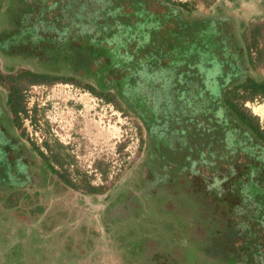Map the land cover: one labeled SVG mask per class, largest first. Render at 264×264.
<instances>
[{"label": "flooded vegetation", "instance_id": "flooded-vegetation-1", "mask_svg": "<svg viewBox=\"0 0 264 264\" xmlns=\"http://www.w3.org/2000/svg\"><path fill=\"white\" fill-rule=\"evenodd\" d=\"M13 1L12 11L3 16L6 26L0 30V54L5 61H33L31 65L35 69L9 71V77H23L29 81L21 94L13 83L6 93L0 89V187L12 189L4 200L16 198L11 196L15 193L19 194L18 198L11 199L18 203L23 192L41 196L40 185L48 174L56 175L70 186L68 182L71 181L63 178L55 165H50L36 149L26 145L25 140L29 138L24 135V140V131L18 134L16 128L22 127L25 118L32 120L29 112L34 111L36 120L39 114L38 107L33 111L28 108L23 93L34 85L58 82H40L32 76L38 77L43 72L72 76L94 86L97 91L111 93L114 102L124 111L112 102H105L122 113L133 115L140 128L138 149L141 156L118 189L110 191V196L104 199L110 216L113 212L119 217L133 214L148 220L152 214L151 210L145 212L148 209L146 202L142 210L135 206H142L145 198L150 201L156 190L147 195L144 187L153 182H188L193 186V193L205 187L211 189L216 184L220 192L214 197V215L222 217L226 226L233 228L235 239L231 241L230 236H223L220 227L214 228L213 222H208L204 228L207 232L206 258L203 262H195L264 264V128L258 118L254 127L243 115L252 114L245 102L235 109L227 95V91L246 75H251L248 70L255 61L247 41L243 44L234 41L237 24L230 15H192L194 10L189 5L171 0H82V6L76 7L71 5L76 0H65L55 8L37 5L34 0ZM152 2H158L159 9L151 7ZM113 5L124 12H141L135 22L154 27L146 33L145 38L150 42L148 50L154 53L168 39L173 44L179 43L182 51L174 58L166 53L156 62H144V67L105 68L102 76H96L75 69L64 57L51 61L50 52L40 49L39 35L59 38L73 26L70 21L74 18L67 10L84 12L89 8L104 9ZM50 8L53 9L49 11ZM13 11H21L26 18L17 23ZM56 13L63 14L61 23L53 21ZM124 18L125 21L131 19ZM192 26H197L199 31L191 32ZM250 27L256 33L254 23L248 22L242 30L243 39ZM170 29L177 30L180 37L171 34ZM167 32L169 34L165 36ZM186 32L192 34L186 35ZM197 32L200 35H196ZM134 58L137 60L139 56ZM118 59L116 57V61ZM124 59L120 58V62L128 65ZM59 69L64 72H57ZM26 71H30L31 76L25 77ZM16 97L17 100L21 98L18 116L15 115ZM57 146L64 144L57 142ZM38 149L43 154L44 150ZM165 172L172 174L164 180ZM87 181L91 186L87 193L104 192L100 185L94 186ZM38 204L46 206L43 202ZM217 238L221 241L215 243ZM214 245L218 249H214ZM210 251L218 252L220 256ZM192 262L189 258V263Z\"/></svg>", "mask_w": 264, "mask_h": 264}, {"label": "rangeland", "instance_id": "rangeland-1", "mask_svg": "<svg viewBox=\"0 0 264 264\" xmlns=\"http://www.w3.org/2000/svg\"><path fill=\"white\" fill-rule=\"evenodd\" d=\"M64 1L34 0L37 5L53 8ZM171 1L190 3L192 15H230L237 24L234 41L239 40L241 44L247 41L252 51L255 64L248 72L264 79V0ZM82 4V0L71 3L73 7ZM150 6L159 9L160 4L152 2ZM12 7L13 0H0V30L6 26L5 12L7 15ZM248 22L254 23L257 31L254 33L252 27L248 28L243 39L242 30ZM31 63L5 61L0 54L1 91L6 93L13 83L21 94L29 81L9 77L8 73L27 67L35 69ZM62 82L34 85L23 93L28 108L33 111L38 107L39 114L36 120L34 111L29 112L32 120L25 118L16 132L24 131V140V135L30 139L25 140L26 145L36 149L50 165H55L60 175L71 181L70 186L56 175L48 174L40 185L41 196L23 192L18 203L12 199L19 194L4 200L12 189L0 187V264H197L206 258L207 232L204 231L208 222H213L214 228L220 227L223 236L234 235L233 228H228L222 217L214 215V197L220 192L216 184L193 193V186L188 182L168 184L165 176L170 177V172H165V181L161 184L153 182L145 186L147 195L153 190L156 192L150 201L145 198L142 206H135L142 210L146 202L145 212L151 210L152 214L148 220L133 214L119 217L113 212L110 216L104 199L118 189L142 154L136 148L140 140L139 125L128 112L120 114L111 105L95 102L83 92L81 85ZM240 102H245V107L264 128V97ZM55 107L57 112H73V115L64 113L62 121L61 118L52 120ZM84 107L88 110L83 111ZM74 115L77 118L70 124ZM56 137L67 144L58 147L60 140ZM37 146L44 150L43 154ZM87 179L103 187L104 192L87 193L91 187ZM25 199L29 200L25 202ZM220 241L217 238L215 243ZM213 248L218 249L215 245Z\"/></svg>", "mask_w": 264, "mask_h": 264}, {"label": "trees", "instance_id": "trees-1", "mask_svg": "<svg viewBox=\"0 0 264 264\" xmlns=\"http://www.w3.org/2000/svg\"><path fill=\"white\" fill-rule=\"evenodd\" d=\"M169 1V0H168ZM184 6L190 3H177ZM71 18H74L71 23L73 26H68L70 29L66 34H62L59 38H50L38 36V42L41 41V50L50 52V60L58 61L61 57H64L66 61L72 65L75 69L89 71L96 76H102L105 68L111 69V67H144L147 62H156L165 57L166 53H170V56L175 57L178 51H182L179 43H171L168 39L163 41L162 48L158 50H148L150 42L145 38L149 29L154 27L146 26L145 24H139L135 22V17L140 15L141 12L134 10L132 12H124L116 5L105 6L103 8H91L82 12L79 9L76 11H69ZM143 14H147L146 10H143ZM126 16L128 21H125ZM63 17L62 13H56L53 16V21L61 23ZM13 18L18 23L26 18V14L21 11H17ZM69 24V23H67ZM61 26V25H60ZM191 32L199 31L197 26L189 28ZM170 33L175 37H180V33L176 30L170 29ZM168 32L165 36H168ZM191 35L192 33H185ZM200 35L199 32L196 35ZM255 39V38H254ZM250 46V45H249ZM49 47V48H47ZM161 54H164L161 56ZM120 56V57H119ZM134 56H139L136 60ZM39 57V56H38ZM116 57L119 58L116 61ZM120 58L128 61V65L120 62ZM123 60V61H124ZM145 62V63H144ZM31 76L30 71L25 72L26 76ZM36 81L44 82L49 81H64L77 85H81L92 94L100 97L106 102H112L119 109L124 111L115 102L111 93L105 91H97L94 86L86 83H82L79 79L72 76H60L51 75L47 73H39L38 77L32 76ZM231 93V95H230ZM227 95L230 96L233 103L232 106L236 109V106L241 103L240 100H253L256 97H264V79H258L251 75H246L242 81L235 85L232 89L227 91ZM21 98L16 97L17 103L15 104V115L21 112L20 101ZM242 105V104H241ZM25 111V110H24ZM26 112V111H25ZM247 117L252 126L255 127L256 116L248 113H243ZM18 116V115H17ZM230 238V237H229ZM235 239L231 236V241ZM223 252V250L221 249ZM213 255H219L218 252L210 251Z\"/></svg>", "mask_w": 264, "mask_h": 264}, {"label": "built area", "instance_id": "built-area-1", "mask_svg": "<svg viewBox=\"0 0 264 264\" xmlns=\"http://www.w3.org/2000/svg\"><path fill=\"white\" fill-rule=\"evenodd\" d=\"M62 83H65V85H71V86H74V85H76V84H74V83H70V82H62ZM38 86H45V84H42V85H38ZM80 88H82V90H83V92L88 96V97H90L91 99H93L95 102H97V103H99V102H103V103H106L103 99H101L100 97H98V96H96V95H94V94H92L90 91H88V90H86L84 87H82V86H80ZM26 91H29V90H26ZM27 101V100H26ZM37 101V100H36ZM38 102V101H37ZM96 104V103H95ZM106 104H108V103H106ZM108 105H110V104H108ZM32 106V105H31ZM40 106V105H39ZM112 106V105H111ZM113 107V106H112ZM57 107H55V110H54V114H55V116L53 115V117H52V120H55V121H57V119H60L61 118V121H62V116H63V114L64 113H66L67 115H70V116H72L73 115V112H57ZM83 109H85V110H83V111H87L88 109H87V107H84ZM83 111H79V113H81V112H83ZM56 112V113H55ZM117 112L118 113H120V114H124V113H122L121 111H119L118 109H117ZM82 114V113H81ZM55 118V119H54ZM76 118L77 117H75V115L73 116V117H71L70 118V124H73V120H76ZM51 120V121H52ZM38 122H40L39 120H38ZM136 134H137V132H136ZM59 140H60V142H62V143H64V144H67V143H65L64 141H62L61 140V138H59V137H57ZM136 148H138V145H137V147ZM92 185H94V186H99L98 184H96V183H91Z\"/></svg>", "mask_w": 264, "mask_h": 264}]
</instances>
